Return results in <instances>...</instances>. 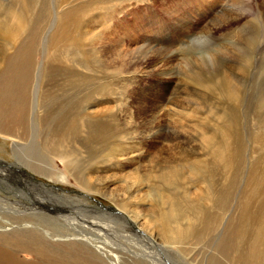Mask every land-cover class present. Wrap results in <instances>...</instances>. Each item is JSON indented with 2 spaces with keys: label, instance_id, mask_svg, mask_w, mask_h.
Masks as SVG:
<instances>
[{
  "label": "rangeland",
  "instance_id": "374dc122",
  "mask_svg": "<svg viewBox=\"0 0 264 264\" xmlns=\"http://www.w3.org/2000/svg\"><path fill=\"white\" fill-rule=\"evenodd\" d=\"M263 2L264 0H220V2L196 0V3L195 0L190 2L188 0H0V54L7 59V51L17 53L24 46L31 54L30 57L27 56L31 65L35 62L36 66L38 60H43L41 62L44 66L39 65V67L53 70L56 66L67 62L66 57H62L65 52L73 56L77 54L75 59L81 65L87 64L84 58L90 59L96 68V73L99 74L96 77L99 76L102 80L99 82L98 77V80L93 77L90 80L91 84L86 88L93 92V98H95L93 102L105 103L98 105V108L113 106L112 110L108 108V113L110 112V115L115 113H113L114 118L112 116L109 118L112 122L108 121L109 125L107 123L103 126L102 122L98 121L91 124L85 123L93 136L106 132L109 140L107 148L100 151V155L95 159L99 171L95 172V176L99 180H111L110 182H115V186H119L120 183L116 182L121 180L126 194H130V191L133 192L143 185L155 184L154 176L157 171L171 166L185 167L189 161L193 160L189 143L177 140V137L176 140L170 137L174 133L178 131L190 133L193 135L192 143L198 144L193 139L196 135L195 131L213 133L210 137L217 139L218 135L220 136L221 132L228 127L230 136L227 137V144L234 149L236 161L243 163L241 167L236 164L235 171L229 175L230 182L233 181L229 193L234 195L236 202L238 193L240 190L243 191L248 198L249 213L255 219L264 214L257 213L256 210L259 194L255 196L253 194L250 197L245 191L247 183L245 178L252 166L264 168V35L258 36L262 32L256 29H259L256 15L249 17L244 12L245 9L255 12ZM19 15L22 16L23 25L17 29L16 40L10 43L6 30L18 27V19L15 16L19 17ZM240 15L242 17L238 23L228 25L231 18ZM67 18H71L70 24H72L67 27L65 39L54 40L60 31L61 20ZM249 21H254L256 28L252 25L248 26ZM258 37H262L261 40L255 42L251 50L248 49L249 57L254 55L255 58H250L244 67L238 66L233 71L236 75L233 76L234 80L228 83L237 85L238 98L235 101L226 102L223 97L221 98L219 91L223 90L222 86L214 90L207 84L204 85L207 79H201L199 85L191 84L190 66L194 62L197 63L198 56L205 57L213 51L220 53L224 49L230 51L237 46L241 47L240 44L246 38L254 40ZM11 46L15 48L14 51H11ZM5 49L8 50L5 51ZM46 54L48 56L45 58ZM49 56L63 59L62 62L52 61L48 59ZM206 61L202 63L206 65ZM67 65L73 68L74 59L67 62ZM36 70L35 67L30 69L31 72ZM53 70L47 73L44 69L42 72L46 74L43 78L44 86L57 89V86L62 83L59 81L61 72ZM99 70L107 73L100 74ZM195 70L196 68L192 69L193 72ZM79 71L82 74V70ZM2 73L0 68V83L5 80ZM101 75L103 76L100 77ZM84 88H81L79 92L73 89L75 93H79L78 98L86 99ZM70 89L71 87L59 88V95H57L63 96L64 104L72 103L73 108H76L74 104L78 98L76 100L74 92L71 93ZM160 105L162 108L159 107ZM68 106L70 105H66ZM78 107L84 108L82 105H77L78 111ZM222 111L226 112V116H222ZM84 114L81 111L78 119H82L80 117L83 116L88 117ZM193 123L196 125L194 126ZM12 148L14 147L10 140L0 137V159L10 163L9 166L0 163V198L8 200L5 204L18 214L25 216L29 214L31 217L38 218L37 220L42 218L40 224L44 221L46 224H50L51 221L57 223L65 228L64 231L67 232L64 233L65 236L81 243H86L88 240L85 232L89 234L91 231L96 232L92 224L96 223L94 219H99L98 221L104 223L105 242L116 246L120 244L124 250L126 247L131 252V257L137 256L147 264H200L202 262L201 255L200 257L195 255L192 260L179 248H172L171 245L164 247V242L157 239L139 222L140 220L132 218L130 211L112 198L104 197L102 194L87 193L71 182L69 185L53 183L40 173L31 170L19 154H16L15 148ZM140 148H144L143 151L138 150ZM115 156L120 159H116ZM239 168L240 171H238ZM134 169L137 170L134 171ZM182 174L184 179L186 169L182 170ZM254 174L258 176V171L255 170ZM213 182L211 179L208 184L212 185ZM189 185L187 183L184 188H188ZM136 196L135 199L131 197L125 201L126 205L136 207V204L147 203L141 192ZM132 200L134 202L139 200V203L133 204ZM103 206L114 208V210L101 208ZM227 207L228 205L225 210ZM253 211L256 215L252 213ZM249 213L247 212L246 227L259 228L257 225L249 224ZM70 221L76 222L75 225L80 223V226L84 228L75 225L67 227L66 223L71 224ZM29 223L31 221L5 225L3 221H0V231L10 232L18 226L19 228L35 226L33 230H41L43 235H49L45 227H40L33 222ZM236 229L241 237L238 221H236ZM238 235L237 243L240 238ZM53 238L56 239V237ZM227 238V233L218 235V232H215L213 243L217 241L224 243ZM201 241H204L200 242L203 243L202 245H199L203 252L207 240ZM95 250L98 252L101 249ZM125 254L128 253L125 252ZM19 258L27 257L19 255ZM106 262L111 264V261ZM112 264L116 263L112 262Z\"/></svg>",
  "mask_w": 264,
  "mask_h": 264
},
{
  "label": "bare ground",
  "instance_id": "6f19581e",
  "mask_svg": "<svg viewBox=\"0 0 264 264\" xmlns=\"http://www.w3.org/2000/svg\"><path fill=\"white\" fill-rule=\"evenodd\" d=\"M188 1L190 2V0ZM218 2H220V0H218ZM244 13L249 17L256 15L259 29L256 28L254 21L247 22L249 24L248 26H255L257 31L260 33L262 32L258 34V36L264 35V2L261 3L255 12L250 9H245ZM241 17L242 15L231 18L228 21V25L230 26L238 23ZM15 18L18 19V27L6 30L10 37L8 39L10 43L16 40L18 37L16 36L18 34L17 29L23 25L21 15H19V17L15 16ZM70 20L71 18L61 20L59 24L60 31L54 37V40L63 41L65 39V32H67ZM69 28L71 27L69 26ZM261 38H254V40L246 38L240 44L241 47L237 46L230 51L224 49V51L220 53L217 51V53H215L213 51L211 53L214 54V56L210 53L206 54L205 57L198 56V64L194 62L195 64L192 63L190 66L192 75L189 79L192 82L191 84L199 85L201 79H207L204 85L207 84L209 88L214 90H216L218 86H222L223 90L219 91L221 98L223 97L226 102L235 101L238 98L236 94L238 92L236 89L237 85H229L228 83L234 80L233 76L236 75L233 74V71L237 69L238 66L244 67V64H248L250 58H255L254 55L249 57L250 51L248 49L251 50V46L259 39L261 40ZM7 50L5 49V51ZM14 50L15 48L11 46V51ZM7 55L8 58L6 59V56L0 54V68L2 69V74L5 76L4 82L0 83V137L11 141L12 146L17 152L16 154H19V157L22 158L24 163L28 165L31 170L40 173L53 183L69 185L71 182L87 193L102 194L104 197L107 196L112 198L116 203L121 204L130 211V214L133 215L132 218L135 217L137 220H140L139 222L153 233L157 239L167 244H164V247L166 246L167 248L170 247L168 245H171L172 248H179L186 255L190 256L192 260H194L193 258H195V255H199V257L201 255L202 262L200 264H264V215H260L261 217L255 219L252 218L253 215L251 216V213H249L250 207L248 206V198H246L243 191L240 190L238 193L236 202L234 195L229 193L233 186V181L230 182L229 175L235 171L236 164L238 167H241L243 163L239 162V164L236 161L234 149L227 144V137L230 136L228 127L221 132L220 136L218 133L214 132L218 135L217 139L210 137L213 133H197V131H195L196 135L193 139L198 144L192 143L193 135L190 133L183 131L174 133L173 136L170 137L174 139L177 137V140L189 143V151L193 160L189 161L185 167L179 166L177 168L171 166L157 171L154 176L155 184H146L139 187L140 185L137 182L139 188L133 190V192L130 191V194H126L121 180L116 182L117 184L120 183V185L115 186V182H110L111 180H99L95 176V172H99L96 167L97 162L95 159L100 155V151L107 148L109 140L106 132L101 135L98 134V136H93L86 124L98 121L102 122L103 126H106L109 118L114 116V112L112 115L109 114L110 112L108 113V108L110 106L98 108V105H103L105 103L98 104L96 101L93 102V99L95 100V98H93V92L90 91L91 89L86 88L91 84L90 80L93 79V77L96 80L99 79V82L102 80L99 76H97V79L96 75L99 74L96 73V68L93 66L90 59L84 58L87 64L83 63L81 65L78 64L75 59L77 54L73 56L70 53H63L62 57L65 56L67 62L74 59V66L73 68H69L67 62L56 66L54 70L55 72H61V79L59 81H62V83L57 86V89H50L44 86L43 78L46 74L42 72L45 69L47 73H50V70L53 69L39 67V65L44 66V63L41 62L43 60L39 61L37 59L36 66L35 62L34 65H31L30 61L27 59V56L30 57L31 54L24 46L19 49L17 53H10L7 51ZM47 56L48 54H46L45 58ZM62 57L58 59L57 57L49 56L48 59L62 62ZM203 61H206L207 64H203ZM33 67L37 70L31 72L30 69ZM194 68H196L198 73L196 70L195 72L192 71ZM79 70H82V74ZM99 71L98 73L100 74L107 73L102 70ZM78 76H80V78ZM102 76L103 75L100 77ZM62 87H71V93L74 92V90L79 92L81 88L85 87L84 92H86V99L78 98L79 93L74 92L76 100L78 98L77 102L74 104L76 108H73L72 103L66 102L64 104L62 99L63 96H58V90ZM93 88H95V85H93ZM104 102H106V100ZM66 105L70 106L66 107ZM77 105L84 106L82 109L78 107L79 111L84 112V115L88 117L83 116L80 117L82 119H78V114L80 112L77 110ZM112 107L109 109L112 110ZM159 107H161V105ZM221 113L222 116H226L225 111ZM114 122L115 121H113V124L115 126ZM193 125L195 126L196 124L193 123ZM159 139L161 140L162 138ZM140 142H142V140H140ZM141 149L142 148L138 150ZM16 158H18V156H16ZM136 158L135 156V159ZM110 161H112V159ZM0 163L7 166L10 165V163L3 162L1 159ZM247 165L251 164L248 163ZM252 165H254L253 162ZM256 166H252L247 172L245 178L247 181L245 191L250 197L253 194L254 196L259 194L256 210L257 213L264 214V168H256ZM183 169H186V177L184 179L182 178ZM135 170L137 169H134V171ZM255 170L258 171V176L254 174ZM238 171H240V168ZM211 179H213L214 182L211 183L212 185H209L208 182L211 181ZM187 183L190 184L189 187L184 188ZM140 192L142 196L146 198L147 203H145V205L136 204L139 203L140 197V199L135 202L132 200L134 202L132 203L136 204V207L127 206L125 201L129 200L131 197L135 199V197H137L136 195ZM7 201L8 200L0 198V221H3L5 225L31 221L29 224L33 222L40 227H45L49 235H43L40 232L41 230H33L35 226L33 228L29 226L19 228L18 226V228L10 232L1 230L0 264H43L44 262L46 264H108L106 261H111V264L112 262L116 264H147L145 263L146 261L140 260L137 256H135L136 258L133 256L131 257V252L126 247L124 250L120 247V244L116 246L111 243L109 244V242H105V235L103 234L104 223L98 221L99 219H94L96 223L92 224L96 232L91 231L92 235L85 232L88 240L86 243H81L73 240L67 235L65 236L64 233H67L64 231L65 228L52 222L51 219L50 224H46L45 221L40 224L39 222H41L42 218L41 220H37L38 218L31 217L29 214L27 216L24 214L20 215V213L18 214L5 204ZM227 205V210H225ZM101 208L114 210V208L106 206ZM247 212L249 213V224L257 225L259 228L246 227V223H248ZM252 213L256 215L254 211ZM44 218L49 220L46 216H44ZM236 221H238L240 226L239 234L241 237L237 234ZM66 224L67 227H69L74 226L76 222L73 221L71 224ZM39 226L37 227L40 228ZM75 226L84 228L80 226V223ZM215 232H218V235L227 233V241L224 243L218 241L213 243V234ZM237 235L240 237L238 243L242 246L237 243ZM53 237H56V239ZM201 240H207L206 247L202 246L203 252L201 251V246H199L203 244L200 242H204ZM119 241L121 240L119 239ZM207 246H209V248ZM95 249L101 250L97 252ZM125 252L128 254H125ZM19 255L23 257L26 256L27 258L20 259Z\"/></svg>",
  "mask_w": 264,
  "mask_h": 264
}]
</instances>
